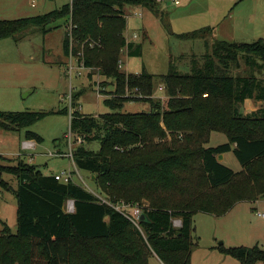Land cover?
Segmentation results:
<instances>
[{"label":"trees","instance_id":"trees-1","mask_svg":"<svg viewBox=\"0 0 264 264\" xmlns=\"http://www.w3.org/2000/svg\"><path fill=\"white\" fill-rule=\"evenodd\" d=\"M158 1L71 0L42 16L0 20L4 40L35 27L46 32L49 24L66 18L71 23L66 55L114 87L104 99L110 112L98 117L77 110L81 94H72L70 130L76 141L82 138L73 160L90 175L93 191L45 176L22 158L15 167L0 164V175L11 174L18 182L13 190L18 230L3 224L0 264H150L154 256L164 264H192L198 213L224 216L238 203L264 199V40L215 41L211 53L193 60L192 74H180L174 65L166 75L145 68L140 74L127 73L121 69L123 54L142 57L143 45L127 41L125 8L159 12ZM208 30L181 37L206 38ZM246 68L245 76L232 75ZM160 86L165 97H153ZM246 100L263 106L244 113ZM132 101L149 103L150 110L123 112ZM59 113L69 115V109ZM46 115L0 112V127L27 129ZM212 133L225 135L228 142L208 147ZM26 139L43 143L30 131ZM94 142L98 150L86 147ZM230 152L241 171L218 161ZM102 199L140 207L146 215L140 229ZM70 200L74 212L67 211ZM175 219L181 220L180 227L174 226ZM217 249L239 264H264V249L258 245Z\"/></svg>","mask_w":264,"mask_h":264},{"label":"rangeland","instance_id":"rangeland-1","mask_svg":"<svg viewBox=\"0 0 264 264\" xmlns=\"http://www.w3.org/2000/svg\"><path fill=\"white\" fill-rule=\"evenodd\" d=\"M178 1L180 4L176 5L175 0H159V12L136 6L125 8L129 17L126 38L128 41L142 43L143 55L127 58L124 53L121 59L123 71L140 74L145 68L148 73L159 76L166 75L170 66L174 65L180 74H192L193 60L201 61L204 55L211 53V45L215 41L252 43L264 40V0ZM70 2L71 0H0V20L42 16L61 9ZM70 24L64 18L49 24L45 28L46 32L35 27L22 32L16 39L0 40V62L15 60L24 65L20 74L16 71L8 78L0 76V112L47 113L46 117L27 129L11 132L0 127V164L15 167L22 157L33 158L32 163L43 172H72L75 183L93 191L95 186L90 175L79 170L71 157L65 156L70 154V116L59 112L64 108L70 110L72 94L75 96L80 93L77 107L80 104L81 113L95 117L108 113L110 110L105 106L104 99L114 87L111 80L95 74L91 69L93 76L89 79V69L79 70L77 67H80V63L76 57L72 58L76 68L70 70V57L64 51V40ZM204 28L210 29L204 33L206 38L181 37ZM134 35H137V39H133ZM247 70L233 71L232 75L245 76ZM261 75L264 76V71ZM160 87L153 97H165L164 87L162 91L159 90ZM13 90L14 94L11 93ZM71 107L74 108L73 103ZM257 107L256 100H246L242 111L251 113ZM149 110V103L132 101L126 103L122 111L139 113ZM28 131L43 138V143L38 144L37 150L23 149ZM71 138L74 150L80 143L74 135ZM227 142L225 135L212 133L208 147ZM86 147L98 150L99 144L94 142ZM50 154L55 156H49ZM223 163L235 172L242 170L232 152L225 154ZM15 179V176L8 173L0 175L2 185L14 184ZM238 204L224 217L205 213H198L194 217L193 237L199 244L196 249L198 254L210 245L220 246L224 243L225 247H252L262 239L259 229L250 232L249 228L251 225L261 228L264 224V219L257 215L264 214V199H260L258 203ZM15 210V195L0 184V234L4 223L12 227L16 217ZM214 236L216 240L213 239ZM224 258L231 264H238L231 257ZM154 263L155 260L152 261Z\"/></svg>","mask_w":264,"mask_h":264},{"label":"crops","instance_id":"crops-1","mask_svg":"<svg viewBox=\"0 0 264 264\" xmlns=\"http://www.w3.org/2000/svg\"><path fill=\"white\" fill-rule=\"evenodd\" d=\"M128 27V26H127ZM8 39H10V38H8ZM134 39V38H133ZM4 40H6V39H4ZM15 41V40H14ZM132 42H136L135 40H132ZM16 43V42H15ZM123 58V57H122ZM127 58H128V56H127ZM130 58V57H129ZM22 68H24V65L22 64V63H20V62H18V61H15V60H12V61H1L0 62V76L2 77V76H4V77H10L11 75H13L12 73H16V71L20 74V70L22 69ZM160 88H162V89H159L160 91H162L163 90V87H160ZM0 91H2V90H0ZM11 93H15V90H13ZM157 96V95H156ZM79 102H80V100H79ZM259 107H261V104L260 103H258V107L257 108H259ZM77 110H79L80 111V104H79V106L77 107ZM28 141V140H27ZM29 142H31V143H33V144H35V147L33 148L34 150H37V148H38V144L39 143H36V141H29ZM42 144V143H41ZM23 146H24V144H23ZM23 149H24V147H23ZM53 154H50L49 156H52ZM66 156V155H65ZM225 156V155H224ZM20 157H22V155L20 156ZM22 159H24L25 161H27L29 164H33L32 162V160H33V158H28V157H22ZM72 160H73V158H71ZM73 163L75 164V162H74V160H73ZM34 165V164H33ZM76 165V164H75ZM41 170V169H40ZM42 171V170H41ZM42 173L45 175V176H49V175H55V174H59L58 172H56V173H45V172H43L42 171ZM15 183L13 184H11V187L12 188H5V187H3L5 190H8L9 192L11 191L13 194H14V189H16L17 188V185H18V182H17V180L15 179V181H14ZM88 188H90V187H88ZM92 191V190H91ZM15 199H16V197H15ZM260 200H258V201H256V203H258ZM239 205V204H238ZM237 205H235L234 206V208L236 207ZM233 208V209H234ZM232 209V210H233ZM231 210V211H232ZM230 211V212H231ZM230 212H228L226 215H224V216H227ZM15 213H16V217H15V221H14V223H13V225H12V227H10L12 230H16V227H18V220H17V199H16V210H15ZM224 216H222V217H224ZM217 217V216H216ZM219 217H221V216H219ZM262 219H264V218H262ZM254 229H259V231H260V235H261V240L260 241H258L257 242V244L256 245H258L259 247H261L262 249H264V224L262 225V227L260 228V227H254L253 225H251L250 226V228H249V231L251 232V230H254ZM194 238V237H193ZM213 239L214 240H216V237L214 236L213 237ZM195 241V240H194ZM226 242V241H225ZM196 243V245H195V247H194V249H193V251H192V256H191V258H192V264H231V262L229 261V260H227V258H224V257H230V256H227V255H224V254H222L218 249H217V247L218 246H215V245H210V246H208V248L206 249V250H202L201 252H199V254H198V250H196L197 248H198V243L197 242H195ZM224 244V243H223ZM222 244V245H223ZM261 244V245H260ZM256 245H254V246H256ZM234 245H229L228 247H233ZM254 246H252V247H254ZM235 247V246H234ZM238 247H241V246H238ZM244 247H251V246H244ZM196 250V251H195ZM198 255V256H197ZM196 258H198V262H196ZM232 258V257H231ZM234 259V258H233ZM153 260H155V263L154 264H164L157 256H154V257H152V259L150 260V264H152V261ZM236 260V259H235ZM237 261V260H236ZM238 262V261H237ZM239 264V263H238Z\"/></svg>","mask_w":264,"mask_h":264},{"label":"built area","instance_id":"built-area-1","mask_svg":"<svg viewBox=\"0 0 264 264\" xmlns=\"http://www.w3.org/2000/svg\"><path fill=\"white\" fill-rule=\"evenodd\" d=\"M175 4L178 5L180 4V2L178 0H175ZM127 16V15H126ZM135 16H137V14H135ZM129 17L127 16V19ZM68 31H71V25H70V29ZM134 39H137V35H134L133 36ZM128 41V40H127ZM129 42V41H128ZM72 58H74L72 55L70 56V70H74L76 67H74L73 63H72ZM79 62V61H78ZM79 70H87L84 66V64L82 62H80V67L78 66L77 67ZM162 89V88H160ZM129 96V95H127ZM99 97H102L100 94H99ZM72 106V98H71V102H70V110H69V116H70V121L72 119V114H73V111L74 108L71 107ZM72 133L70 135V138H69V145H70V154L69 155H66V156H69L71 158H73V150H72V143H71V137H72ZM77 141L79 143H82V138H78ZM24 149H33L35 147V144L27 141L24 143ZM52 156H55L54 154ZM56 180L58 181H61V182H64V183H70L73 181V175H72V172H62V173H59V174H55L54 175ZM82 180V179H81ZM103 202L109 204L110 206H112L116 211L122 213L126 218H128L132 224H134L136 227H138L140 229V217L142 216L143 212H142V209L138 206H132V205H129V204H125V203H117V204H113V203H110L108 200L106 199H102ZM75 210V207H74V201L73 200H70L68 201L67 203V211L68 212H74ZM257 215L261 218H264V214L262 213H257ZM174 226L175 227H180L181 226V220L179 219H175L174 220Z\"/></svg>","mask_w":264,"mask_h":264},{"label":"water","instance_id":"water-1","mask_svg":"<svg viewBox=\"0 0 264 264\" xmlns=\"http://www.w3.org/2000/svg\"><path fill=\"white\" fill-rule=\"evenodd\" d=\"M218 161L219 162H224V155H220L218 157ZM145 219H146V215L145 214H142V216L140 217V221H144ZM16 230H18V227H16Z\"/></svg>","mask_w":264,"mask_h":264}]
</instances>
